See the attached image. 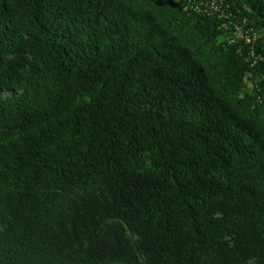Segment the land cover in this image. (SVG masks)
<instances>
[{
    "label": "trees",
    "instance_id": "1",
    "mask_svg": "<svg viewBox=\"0 0 264 264\" xmlns=\"http://www.w3.org/2000/svg\"><path fill=\"white\" fill-rule=\"evenodd\" d=\"M0 264H264V0H0Z\"/></svg>",
    "mask_w": 264,
    "mask_h": 264
},
{
    "label": "built area",
    "instance_id": "2",
    "mask_svg": "<svg viewBox=\"0 0 264 264\" xmlns=\"http://www.w3.org/2000/svg\"><path fill=\"white\" fill-rule=\"evenodd\" d=\"M248 41H249V39H248Z\"/></svg>",
    "mask_w": 264,
    "mask_h": 264
}]
</instances>
